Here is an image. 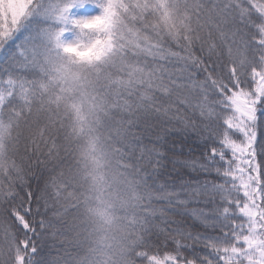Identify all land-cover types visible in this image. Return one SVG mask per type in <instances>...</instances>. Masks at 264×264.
<instances>
[{
    "label": "snow or ice",
    "instance_id": "obj_1",
    "mask_svg": "<svg viewBox=\"0 0 264 264\" xmlns=\"http://www.w3.org/2000/svg\"><path fill=\"white\" fill-rule=\"evenodd\" d=\"M181 109L195 187L160 182ZM0 264H264V2L0 0Z\"/></svg>",
    "mask_w": 264,
    "mask_h": 264
},
{
    "label": "trees",
    "instance_id": "obj_2",
    "mask_svg": "<svg viewBox=\"0 0 264 264\" xmlns=\"http://www.w3.org/2000/svg\"><path fill=\"white\" fill-rule=\"evenodd\" d=\"M264 2V0H262ZM196 55H200L199 52L196 53ZM224 62L227 63V56L224 57ZM202 79V77H200ZM182 95L187 97V99L195 104L199 102V96L197 93H189L187 91H183ZM211 99V97H210ZM178 119H184L188 121L189 123H194L197 125V128L195 129H189L186 136L177 134V135H168L165 136L164 139L167 142V148L162 149V151L165 152L166 155H168L172 160L179 161L176 165V170L172 171V165H168V175H165L161 177V183L164 182H173L176 181L177 183L182 181H187L193 185V187L196 186V178L200 177L203 179V176L198 171H194L192 168H185L181 167L180 164H183L184 162H199L202 160V153L207 152V147L205 145V142L207 140V134H201L200 129L203 127L204 121L202 118L199 117L198 110L191 109V110H185L181 109L180 115L178 116ZM176 130L178 133L183 132L182 125L177 124ZM163 135V133H161ZM148 136L151 139H155V136L152 132L148 133ZM172 149V151H168V149ZM177 174H179V177L182 178L181 180L177 179ZM28 175L32 177V179L29 180V183L31 185V190L34 193V197L37 194H43L44 197L49 201L47 208L51 209L53 206V189L51 187H46L48 184L50 177L49 175L44 172L43 168H34L28 171ZM189 195V200L187 203V206L184 208L177 209L181 213V215H175L171 214V219L179 221L184 229H186L189 232L192 233H202L204 229L199 226V221L191 215V213L196 211H207L203 203H200L199 201L202 199L201 197H197L194 195H191V190ZM43 211V209H42ZM49 217L51 216V211L48 212ZM163 226V225H162ZM41 244V246L44 249V255L51 258L52 256H55L56 249L53 247L54 243H58L57 241H54L50 235H45L42 241L38 242ZM186 243L191 244V241H186ZM197 249H200L202 245L195 244L194 245ZM187 255V253H185Z\"/></svg>",
    "mask_w": 264,
    "mask_h": 264
}]
</instances>
